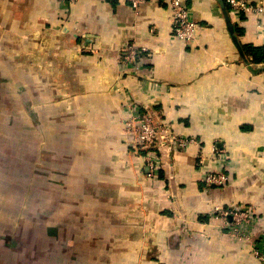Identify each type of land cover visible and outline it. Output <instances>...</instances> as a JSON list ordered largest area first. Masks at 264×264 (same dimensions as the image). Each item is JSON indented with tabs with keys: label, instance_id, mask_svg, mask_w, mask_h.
<instances>
[{
	"label": "crops",
	"instance_id": "0c3cea01",
	"mask_svg": "<svg viewBox=\"0 0 264 264\" xmlns=\"http://www.w3.org/2000/svg\"><path fill=\"white\" fill-rule=\"evenodd\" d=\"M187 2L0 0V264H264V12ZM134 115L194 141L151 175Z\"/></svg>",
	"mask_w": 264,
	"mask_h": 264
},
{
	"label": "built area",
	"instance_id": "2783aa9c",
	"mask_svg": "<svg viewBox=\"0 0 264 264\" xmlns=\"http://www.w3.org/2000/svg\"><path fill=\"white\" fill-rule=\"evenodd\" d=\"M135 7L145 0H129ZM169 3L173 11V32L175 35L184 40L189 41L196 37L199 24L194 20L191 15V8L187 0H165ZM228 8L232 13H256L262 14L264 12V2L258 3L253 0H226ZM135 52V50H133ZM171 125L164 122L158 125L150 115H134L130 116L128 121V133L132 136L134 142V152L137 155H145L147 163L150 167V174L155 175L160 170V156L156 152V147L160 146L159 141L164 139L168 142V146L175 150H185L189 147L193 139H188L180 135L176 131L171 132L169 129ZM142 151H149L146 154H140ZM209 183L225 184L229 175L224 171H217L206 174L204 176ZM238 222L243 217H250L249 212H235ZM258 254L264 259V248H258Z\"/></svg>",
	"mask_w": 264,
	"mask_h": 264
},
{
	"label": "rangeland",
	"instance_id": "374dc122",
	"mask_svg": "<svg viewBox=\"0 0 264 264\" xmlns=\"http://www.w3.org/2000/svg\"><path fill=\"white\" fill-rule=\"evenodd\" d=\"M18 184H22L21 183V180H18ZM31 188H34V185L35 184H37V182H35V181H31ZM20 185H16V186H18V187H20ZM0 186H1V183H0ZM0 198H1V196H0ZM8 214V212L6 213L5 212V210H0V220H4L5 222H9V217H11L12 219H16V217H17V219H20L21 218V215H22V212H16L15 214H14V216H8L7 215ZM13 229H15V230H18L19 231V235L21 236V229L20 228H14V227H12V226H9V225H2V226H0V234H3V235H8V234H10L12 231H13ZM4 241V240H3ZM4 247H6V245H5V243H3L2 244Z\"/></svg>",
	"mask_w": 264,
	"mask_h": 264
},
{
	"label": "trees",
	"instance_id": "16d2710c",
	"mask_svg": "<svg viewBox=\"0 0 264 264\" xmlns=\"http://www.w3.org/2000/svg\"><path fill=\"white\" fill-rule=\"evenodd\" d=\"M225 1V0H224ZM225 5L226 2H224ZM237 31L241 34V30L237 27ZM244 51L246 55L251 59L253 62H262L264 61V46L254 45V44H243Z\"/></svg>",
	"mask_w": 264,
	"mask_h": 264
},
{
	"label": "water",
	"instance_id": "95a60500",
	"mask_svg": "<svg viewBox=\"0 0 264 264\" xmlns=\"http://www.w3.org/2000/svg\"><path fill=\"white\" fill-rule=\"evenodd\" d=\"M228 26H229V28H230V31H231L232 34H233V37H234L235 42L238 44L240 50L243 51V50H242V46L240 45V43H239V41H238V38H237V36H236V34H235V25H234V23H233V21L231 20L230 17L228 18Z\"/></svg>",
	"mask_w": 264,
	"mask_h": 264
}]
</instances>
